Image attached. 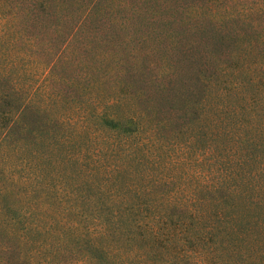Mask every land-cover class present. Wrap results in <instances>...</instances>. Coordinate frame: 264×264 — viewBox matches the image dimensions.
I'll return each mask as SVG.
<instances>
[{
    "label": "trees",
    "instance_id": "trees-1",
    "mask_svg": "<svg viewBox=\"0 0 264 264\" xmlns=\"http://www.w3.org/2000/svg\"><path fill=\"white\" fill-rule=\"evenodd\" d=\"M17 43L1 25L0 264H264V78L203 74L164 136L168 112L53 91Z\"/></svg>",
    "mask_w": 264,
    "mask_h": 264
},
{
    "label": "rangeland",
    "instance_id": "rangeland-1",
    "mask_svg": "<svg viewBox=\"0 0 264 264\" xmlns=\"http://www.w3.org/2000/svg\"><path fill=\"white\" fill-rule=\"evenodd\" d=\"M0 5V26L13 30L23 51L50 72L42 85L75 97L86 84L107 92L125 88L137 102L168 112L164 136L181 122L185 106L204 94L203 74L264 78V0H3ZM118 5L120 10L103 11ZM21 69L44 70L30 62ZM64 264L94 263L80 258Z\"/></svg>",
    "mask_w": 264,
    "mask_h": 264
}]
</instances>
